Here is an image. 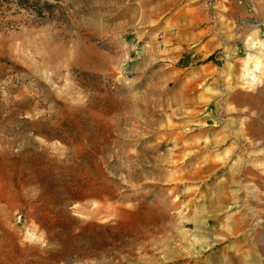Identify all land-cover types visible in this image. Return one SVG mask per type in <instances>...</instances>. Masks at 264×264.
Instances as JSON below:
<instances>
[{
    "label": "rangeland",
    "instance_id": "rangeland-1",
    "mask_svg": "<svg viewBox=\"0 0 264 264\" xmlns=\"http://www.w3.org/2000/svg\"><path fill=\"white\" fill-rule=\"evenodd\" d=\"M246 126L264 0H0V264H264L259 173L211 199L241 155L264 173Z\"/></svg>",
    "mask_w": 264,
    "mask_h": 264
},
{
    "label": "bare ground",
    "instance_id": "bare-ground-1",
    "mask_svg": "<svg viewBox=\"0 0 264 264\" xmlns=\"http://www.w3.org/2000/svg\"><path fill=\"white\" fill-rule=\"evenodd\" d=\"M251 56H253V55H251ZM257 60H258L257 62L255 61L256 67H259L260 61H259V59H257ZM245 76H246L245 79H247V81H245V82L250 83V84L254 83L257 80V78H258L257 74L253 73L251 71V68L247 69V72H246ZM214 126H216V125H214ZM237 135H238L237 137H238L239 140L245 139L247 141L246 144H247V149H248L254 144L253 141L258 140L259 138H263L264 139V128L254 129V128L250 127V126H246L242 131H239L237 133ZM240 143H241V141H240ZM230 154H229V156H230ZM246 156H249L251 161L253 159H255V158L257 159V158H260V157H262V158L264 157V156H260V155H255V150H249V149L247 150V155ZM248 162L249 161L244 160L243 155H241L238 158V163L235 164L233 166L232 170L229 172V178L228 179L226 178V181L221 182L219 184L218 189L212 195V198H211L214 202H216V204H217L216 206L218 208L225 207L226 206L225 205L226 202H228L231 198H238V196H239L238 192H234L233 191L234 193H232L231 195H225V194L227 192L226 189L230 186L229 185L230 183L242 184V180L240 178L241 176H246V174H249V176H250V174L259 173V175L262 178V180L260 182H261V184H262V186L264 188V173L258 172L259 170L257 168H255L254 166H252V164H249ZM258 197L259 196L256 195V198H258ZM261 197L264 198V194ZM254 201H256V200H254ZM250 202H251L250 204H253L252 201H250ZM248 206H249V208H248V210H246V212H244V213L240 212L239 214H237L235 216L228 217V220L230 221V225L228 227V234H232V233L240 232V231L244 232L243 230H246L247 227L252 225L251 222L254 221V219H252V218L255 217V216H258V215H254L252 213L255 210H257V209L254 208L253 206H250V205H248ZM193 221L197 223V224H194L195 227H197L198 225H200L202 223V221H200V220L198 221L195 218H194ZM192 223L193 222H188L186 224L190 225ZM262 227H264V224L262 225ZM242 232L240 233V235L243 234ZM256 232L258 233V236L254 240V243L256 244V247L258 248V247H260V245L262 246L261 242L264 241V238L262 239L261 237L264 236L263 235L264 233H261V232H258V231H256ZM203 235L204 234H202V236ZM208 235H209L208 237L211 240H215V237H214L213 233H209ZM198 240L201 241L203 239L201 237H199ZM227 240H229V239H225L223 242H226ZM203 245L205 246L206 244L204 243ZM213 248H215V247H213ZM207 250L208 249H206L205 251H207ZM245 259L246 258L244 257L243 251H242L241 253L236 252V253L231 254V257L228 259V261L231 264H235V263L236 264H242Z\"/></svg>",
    "mask_w": 264,
    "mask_h": 264
}]
</instances>
